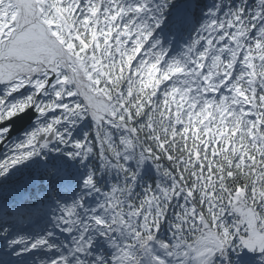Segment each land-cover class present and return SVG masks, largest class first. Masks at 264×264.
<instances>
[{
    "label": "snow or ice",
    "instance_id": "obj_1",
    "mask_svg": "<svg viewBox=\"0 0 264 264\" xmlns=\"http://www.w3.org/2000/svg\"><path fill=\"white\" fill-rule=\"evenodd\" d=\"M197 3L0 0V182L46 152L87 170L50 185L75 195L42 234L45 204L0 202V264H264V0H217L170 56ZM30 110L35 127L8 143ZM148 164L159 178L137 191Z\"/></svg>",
    "mask_w": 264,
    "mask_h": 264
},
{
    "label": "trees",
    "instance_id": "obj_2",
    "mask_svg": "<svg viewBox=\"0 0 264 264\" xmlns=\"http://www.w3.org/2000/svg\"><path fill=\"white\" fill-rule=\"evenodd\" d=\"M180 1H182V0H180ZM198 4V3H197ZM193 11V14L195 15V17L197 16V8H195L194 7V10H192ZM40 157H42V156H40ZM39 157V158H40ZM39 164H41V160H39L38 159V162H37V164L36 165H39ZM34 167V166H33ZM156 176H157V174H156V172H155V169H154V167L152 166V167H150L149 169H148V171L147 170H144V172H143V174H142V180L145 178V179H147L143 184H138V187H137V191H142V186L143 185H145L146 183H152V182H154L155 180H156ZM7 183H9L10 185H11V183L9 182V181H7ZM3 184H4V182H1L0 183V190H4V189H6L4 186H3ZM25 185V184H24ZM10 187H13L12 185L10 186ZM8 198V195L7 194H0V202H2L3 200H5V199H7Z\"/></svg>",
    "mask_w": 264,
    "mask_h": 264
},
{
    "label": "rangeland",
    "instance_id": "obj_3",
    "mask_svg": "<svg viewBox=\"0 0 264 264\" xmlns=\"http://www.w3.org/2000/svg\"><path fill=\"white\" fill-rule=\"evenodd\" d=\"M24 137H21L20 140H22Z\"/></svg>",
    "mask_w": 264,
    "mask_h": 264
}]
</instances>
